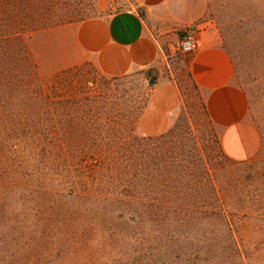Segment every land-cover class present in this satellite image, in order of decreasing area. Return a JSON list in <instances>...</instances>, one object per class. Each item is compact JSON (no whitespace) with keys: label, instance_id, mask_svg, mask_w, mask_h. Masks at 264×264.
<instances>
[{"label":"rangeland","instance_id":"rangeland-1","mask_svg":"<svg viewBox=\"0 0 264 264\" xmlns=\"http://www.w3.org/2000/svg\"><path fill=\"white\" fill-rule=\"evenodd\" d=\"M108 2L114 11L128 5V0H92L89 14L97 15L98 3ZM188 3L197 16L190 25L205 22L219 30L262 139L252 160H228L203 117L202 101L178 89L181 108L174 125L179 123L190 155L205 161L216 193L208 203L216 214L170 215L166 226L157 228V196L145 182L149 178L137 177L149 170L143 160L134 168L130 196V176L108 172L102 152L68 155L62 162L61 155L42 152L30 139L9 137L3 132L7 122H0V264H239L237 253L245 264H264V0ZM187 26L167 38L160 69L108 80L85 64L59 77L38 72L39 79L50 99L95 97L105 106L94 107L97 118L105 120L104 111L113 109L114 120L116 102L147 100L158 78L186 83L189 55L177 44ZM33 34L21 35L27 48ZM194 175L203 177L201 169Z\"/></svg>","mask_w":264,"mask_h":264},{"label":"trees","instance_id":"trees-1","mask_svg":"<svg viewBox=\"0 0 264 264\" xmlns=\"http://www.w3.org/2000/svg\"><path fill=\"white\" fill-rule=\"evenodd\" d=\"M91 1L0 0V122H7L6 126L3 124V129H6L3 132L9 137L14 135L36 142L42 152L61 155L62 162H67L68 155L81 153L79 157H86L102 152L108 172L130 176L126 180L127 187L131 189L130 196L135 190L134 168L143 160L142 164L147 165L149 170L138 173L137 177L143 181V175L149 178L145 182L157 196L154 198L159 203L155 212L156 221L160 223L157 228L166 226L170 215L185 217L214 213L208 201L216 193L207 166L203 158L198 161L192 153L190 155L179 123L161 135L137 137L133 135L134 125L147 100L141 103L134 99L124 100L128 103L123 102L122 106L116 102L117 120L110 119L113 109H106L104 115L108 117L100 120L94 107L105 109V106L98 103L97 98L52 100L42 86L37 66L21 35L102 15L100 12L89 14ZM136 11L142 19L145 18L142 8L137 7ZM122 77L105 78L117 80ZM175 83L178 89L183 87L188 94L202 101L203 117L213 132L201 92L189 70L185 84L177 80ZM116 99L122 101L123 98ZM213 136L217 140L215 133ZM216 143L219 145L218 140ZM199 168L202 179L194 175V172H200ZM159 231L163 232V228ZM236 256L239 264H245L241 253Z\"/></svg>","mask_w":264,"mask_h":264},{"label":"crops","instance_id":"crops-1","mask_svg":"<svg viewBox=\"0 0 264 264\" xmlns=\"http://www.w3.org/2000/svg\"><path fill=\"white\" fill-rule=\"evenodd\" d=\"M110 7L109 2L98 3L102 15L35 31L28 51L38 72L52 76L88 64L109 78L160 69L167 38L197 18L188 0H128L124 9ZM137 7L144 10V19ZM196 29L188 70L201 92L222 154L232 162H248L260 152L262 139L251 119L246 94L235 82L219 30L205 22L198 23ZM180 108L177 85L168 78H158L150 87L134 135L155 137L167 132Z\"/></svg>","mask_w":264,"mask_h":264},{"label":"built area","instance_id":"built-area-1","mask_svg":"<svg viewBox=\"0 0 264 264\" xmlns=\"http://www.w3.org/2000/svg\"><path fill=\"white\" fill-rule=\"evenodd\" d=\"M196 26L190 25L183 29L182 35L177 44V49L184 55L194 52L196 46Z\"/></svg>","mask_w":264,"mask_h":264},{"label":"water","instance_id":"water-1","mask_svg":"<svg viewBox=\"0 0 264 264\" xmlns=\"http://www.w3.org/2000/svg\"><path fill=\"white\" fill-rule=\"evenodd\" d=\"M154 82H155V79H153V78L149 79V84L150 85L154 84Z\"/></svg>","mask_w":264,"mask_h":264}]
</instances>
